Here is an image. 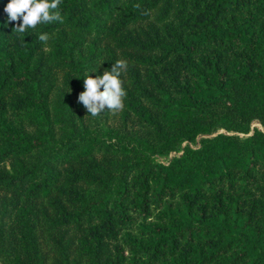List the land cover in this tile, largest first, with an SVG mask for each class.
I'll use <instances>...</instances> for the list:
<instances>
[{"label": "trees", "instance_id": "1", "mask_svg": "<svg viewBox=\"0 0 264 264\" xmlns=\"http://www.w3.org/2000/svg\"><path fill=\"white\" fill-rule=\"evenodd\" d=\"M7 3L0 264H264V0H62L24 35ZM117 60L125 107L93 118Z\"/></svg>", "mask_w": 264, "mask_h": 264}, {"label": "clouds", "instance_id": "2", "mask_svg": "<svg viewBox=\"0 0 264 264\" xmlns=\"http://www.w3.org/2000/svg\"><path fill=\"white\" fill-rule=\"evenodd\" d=\"M61 2L62 0H8L4 7L7 14L6 23L20 21L18 26L13 27L19 35L26 34L30 29L34 30L38 25L54 22L62 24L64 20L59 10ZM50 39L51 36L47 32L38 35V40L44 44ZM127 68L126 60H117L103 75L94 78L87 75L84 78V91L78 95V102L91 117L99 116L105 109L113 114L124 109L127 92L120 77Z\"/></svg>", "mask_w": 264, "mask_h": 264}, {"label": "rangeland", "instance_id": "3", "mask_svg": "<svg viewBox=\"0 0 264 264\" xmlns=\"http://www.w3.org/2000/svg\"><path fill=\"white\" fill-rule=\"evenodd\" d=\"M254 129L264 130V126L261 125V124H260L259 122H257V121H252L251 124H250V131H249L246 135H250V134L253 132ZM221 132H225V130L220 129V130H218V131H217L216 133H214V134L221 133ZM214 134H213V135H214ZM199 138H200V136H198V137L196 138L195 143H186V142H184V143L181 145V149H180L179 151H177V152L173 151V152L169 153V154L166 155V156H160V157H157V160H158V161H161V162H164V163L168 162L171 158L181 155V154L183 153V148L185 147V145L188 144V145L191 146V147H195V146H197V145H198V142H199Z\"/></svg>", "mask_w": 264, "mask_h": 264}]
</instances>
